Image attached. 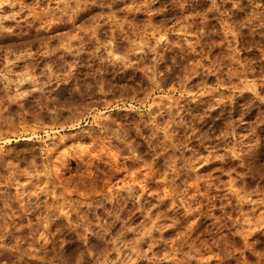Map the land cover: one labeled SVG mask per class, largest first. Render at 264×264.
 I'll return each instance as SVG.
<instances>
[{
  "label": "rangeland",
  "instance_id": "rangeland-1",
  "mask_svg": "<svg viewBox=\"0 0 264 264\" xmlns=\"http://www.w3.org/2000/svg\"><path fill=\"white\" fill-rule=\"evenodd\" d=\"M0 264H264V0H0Z\"/></svg>",
  "mask_w": 264,
  "mask_h": 264
},
{
  "label": "bare ground",
  "instance_id": "bare-ground-1",
  "mask_svg": "<svg viewBox=\"0 0 264 264\" xmlns=\"http://www.w3.org/2000/svg\"><path fill=\"white\" fill-rule=\"evenodd\" d=\"M145 6V5H144ZM138 11L137 12H135V16L136 17H138V16H142V15H144V12L145 11H147L148 10V7H145L144 9H143V7H140V8H138L137 9ZM135 11V10H134ZM160 12V11H159ZM158 12V13H159ZM146 13V12H145ZM157 13V12H156ZM166 13V12H165ZM119 26V25H118ZM109 28V27H108ZM123 28V27H122ZM156 28V27H155ZM147 39V38H146ZM130 40V39H129ZM152 41V40H151ZM187 41H189V40H187ZM143 42V41H142ZM141 42V43H142ZM150 43V42H149ZM143 47V46H142ZM161 47V46H160ZM145 48V47H144ZM151 48V47H150ZM172 48V47H171ZM148 50V49H147ZM174 52V51H173ZM195 164V163H194ZM205 168V167H204ZM198 172V171H197ZM199 174V173H198ZM26 204V203H25ZM28 206V205H27ZM27 211V210H26ZM35 213V212H34Z\"/></svg>",
  "mask_w": 264,
  "mask_h": 264
}]
</instances>
